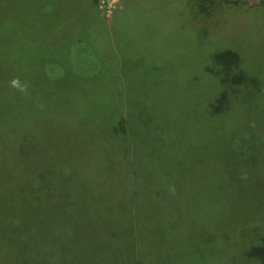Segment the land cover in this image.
Returning <instances> with one entry per match:
<instances>
[{"label":"trees","instance_id":"obj_1","mask_svg":"<svg viewBox=\"0 0 264 264\" xmlns=\"http://www.w3.org/2000/svg\"><path fill=\"white\" fill-rule=\"evenodd\" d=\"M79 1L103 19L98 31L101 46L108 47L110 55L116 53V41L130 37L138 22L147 18L145 30L152 31L148 34L151 42L144 33L146 39L142 47L148 50L149 47H155L157 40L154 31L158 27L155 25L160 22L176 24L179 17L180 30L177 36L180 44L185 42L188 45L191 56L188 70L193 75L187 78L188 84H194L202 76L210 81V86L196 91L193 101H186V112L182 119L175 122L151 105L158 96H147L139 104L136 94L144 84L136 83L132 93L123 90L120 76L125 71L124 67H128L123 62L117 66L111 60H105L103 75L99 77L96 74H83L76 59L75 63L66 62L65 66L51 64L56 72L60 69L72 72L75 78L89 84L91 88L112 94L114 102L111 109L105 106L99 119L90 117L86 121L79 120L77 126L68 129H52L40 136L20 138L17 147L20 161L18 169L22 174L31 176L30 182L22 180L16 183L20 192V209L15 214V220L22 222L19 235L24 237L15 243L6 241L0 247V264H264V143L258 146L264 135L258 138L254 136L252 119L249 125L245 122L244 126H224L231 103L220 92L221 71L212 65L215 63L207 59V55L200 59L201 52L192 59L194 53L191 48L200 51L196 46L198 41L211 34L212 28L224 20L225 6L235 9L258 7L264 10V0H176L175 3L170 0L167 4L163 0H121L123 6L106 19L98 13L96 0ZM177 1L181 3L178 12L169 9L159 16L158 12L155 14L152 11L154 7L160 6L159 3L172 7ZM63 2H46L47 7H53L47 8L44 19V13L38 16L41 22L38 26L43 29L40 32L42 39L39 37L38 42L44 40L43 36H53V31L50 33L46 26L53 16L55 18L56 9ZM126 4L137 17H125L123 10ZM117 11L121 12L117 14ZM143 11L144 16H141ZM91 13H88L89 17ZM135 18L139 19L134 21ZM68 21V16L58 20L64 23ZM77 41L84 42L82 38H76ZM124 41L118 40L117 44L121 45ZM166 45H169L167 41ZM61 48L68 61L71 48L66 41L61 44ZM214 87L215 92L212 91ZM137 131L140 139L134 141L130 136ZM178 134L187 138V142H190L187 145L198 144L202 148L209 143L226 140L228 144L220 149L224 156L220 164L222 169L216 176L225 175L228 184L233 182L238 187L235 191H228L223 189L221 179L210 184L204 181L207 189L199 194L195 192L190 195L191 198L187 197L186 204H181L177 192L170 194L156 188L151 191L152 208L140 215L133 207L140 192L129 184L141 168L150 172L142 161V151L158 149L162 153L161 164L165 175H181L182 169L192 161L193 156L187 145L178 142ZM138 142L159 145L140 146L136 144ZM106 144H114L115 153L113 148V152L103 149L105 153H110L112 161L109 165L101 166L94 160V154L98 146L102 148ZM35 153L38 156H34ZM127 153L138 156L140 165L132 160V156L126 157ZM167 167L169 170L165 169ZM13 168L12 165L10 170ZM18 169L13 176L18 177ZM195 176L201 178L203 174L196 173ZM71 187L86 189L87 193L79 194L98 190L109 193L107 197L117 199L118 206L104 214L105 219L100 223L93 224L83 218L68 238L59 227L53 230L45 228L42 220L45 216H53L61 211L57 201L66 202V192L70 193ZM178 189L184 188L179 185ZM174 196L179 200L171 201ZM75 198L82 196L76 195ZM75 204L80 205L79 202ZM162 207L174 209H169L164 220L157 214ZM31 209L40 215L32 218ZM180 210L185 213L183 217ZM85 211L88 212V207ZM80 234L88 238L78 241ZM99 236L102 240H95ZM26 248L31 252L28 256L25 254ZM77 248L81 249L82 255H77Z\"/></svg>","mask_w":264,"mask_h":264},{"label":"rangeland","instance_id":"obj_2","mask_svg":"<svg viewBox=\"0 0 264 264\" xmlns=\"http://www.w3.org/2000/svg\"><path fill=\"white\" fill-rule=\"evenodd\" d=\"M49 1L0 0V247L4 246L6 241L15 243L24 237L19 235V225H22V222L15 220V214L19 213L20 209V192L16 183L22 180L30 182L31 176L22 174L18 169L20 161L17 147L20 138L40 136L52 129L64 127L68 129L77 126L79 120L86 121L90 117L99 119L105 106L108 105L111 109L114 102L112 94L101 93L91 88L89 84L75 78L72 72L62 69L56 72L54 65L58 63L65 66L66 62L72 64L76 59L83 74L87 76L96 74L99 77L103 75L102 65L106 63L105 60H111L112 64L117 66L123 62L124 66H128L124 67L125 71L120 76L124 85L123 90L131 92L136 83L144 84L145 86L138 89L136 94L139 104L147 96H158L159 98L151 105L162 110L175 122L182 119L183 113L186 112V101H193L196 91L201 88L205 90L210 86V81H206L202 76L196 79L194 84L190 86L188 84L187 78L193 75L188 70L191 56L188 45L185 42L180 44L179 35L177 36L180 30L179 17L176 24L160 22L155 25L158 27L154 31L157 40L155 47H149L148 50L142 47L143 40L146 39L144 33L148 35L152 31L145 30L147 18L138 22L132 29L130 37L118 39L125 40L121 45L117 44L118 40L116 41V53L110 55L108 47L101 46L98 31L101 29L103 19L98 18L90 8L84 7L79 0H62L64 2L56 9L55 18L53 16L46 26L50 33L53 31V36L48 38L43 36L44 40L38 42L39 37L42 39L40 32L43 30L40 28L42 26H38L41 24L38 16L44 13V19L45 13L48 12L47 8L53 7L46 6V2ZM163 1L165 4L170 3V0ZM175 1L173 0V3ZM95 2L98 13L106 19L108 16H105V6L100 0ZM159 4L160 6L154 7L152 11L162 16L169 9L178 12L181 3L177 1L172 7ZM122 6L120 3L119 7L118 2L109 15ZM120 12L117 11V14ZM88 13L92 14L91 17ZM123 13L125 17H137L128 4ZM143 13L144 11L141 16H144ZM224 13V20L212 28L211 34L208 31L209 35L198 41L196 46L200 51L190 46L194 53L192 59L198 57L201 52L200 59L207 55V59L215 63L212 65L221 71L220 92L224 98L228 97L231 103L230 113L224 119V126L231 128L244 126L245 122L249 125L252 119L251 128H254L253 134L258 138L261 134L264 135V10L258 7L235 9L225 6ZM67 16L68 22H58ZM137 19L139 18H135L134 21ZM38 34L40 35L34 39L33 37ZM76 38H82L84 42H76ZM148 38L151 42L150 35ZM65 41L71 48L69 51L71 58H68V61L61 51V44H65ZM166 41L169 45H166ZM13 77H20L22 81L30 84V95H22L9 87V81ZM212 91L215 92L216 88ZM190 126L194 128L193 124ZM130 138L138 141L139 132L131 134ZM177 140L183 146L190 143L182 134H178ZM262 143L264 136L260 138L258 146ZM136 144L159 145L142 142ZM224 144L228 142L216 141L204 148L198 144L187 145L193 159L182 169L183 174L172 176L165 175L162 169L164 167L161 164V151L155 148L143 150L142 161L150 172L141 168L131 178L129 186L140 192L133 203L134 210L140 215L150 210L151 191L156 188L169 193V187L174 186L175 192L181 197V204H186L187 197L191 198L190 195L195 192L199 194L207 189L204 187V181L210 184L221 179L223 189L235 191L238 187L236 183L228 184L225 175L216 176L222 169L220 164L224 156L220 149ZM112 148L115 153L114 144H106L102 148L98 146L94 160L101 166L109 165L112 159L110 153L105 152H113ZM103 149L107 150L104 152ZM34 156H38L37 153ZM131 156L129 153L126 154L128 158ZM132 160L140 165L138 156H132ZM12 165L14 168L10 170ZM17 169L18 177L13 176ZM165 169L169 170L168 167ZM196 173L203 174V177L196 178ZM179 185L184 189H178ZM84 190L69 188L70 193L66 192L67 201L59 200L60 198L57 201L61 211L53 216H45L42 220L44 227L48 230L59 227L65 232V236L70 238L83 218L93 224L100 223L105 219L104 214L118 206L117 199L107 197L109 193L98 190L79 194L86 192V189ZM76 195H81L82 198L77 199ZM178 200L179 198L175 196L171 199ZM76 202L80 205L77 206ZM87 207L88 212L85 211ZM169 209L173 208L158 209L157 214L161 220L167 218ZM92 211L93 213H90ZM29 212L32 218L40 215L34 209ZM180 212L183 217L185 213L182 210ZM87 238L85 234H80L77 240ZM95 240H102L101 236ZM25 250L26 256L31 254L27 248ZM76 253L82 255L81 249L77 248ZM26 260L28 263V259Z\"/></svg>","mask_w":264,"mask_h":264},{"label":"clouds","instance_id":"obj_3","mask_svg":"<svg viewBox=\"0 0 264 264\" xmlns=\"http://www.w3.org/2000/svg\"><path fill=\"white\" fill-rule=\"evenodd\" d=\"M9 87L13 88L16 92L22 95H30V84L27 81H22L20 77H13L9 81ZM170 194H175V187H169Z\"/></svg>","mask_w":264,"mask_h":264},{"label":"built area","instance_id":"obj_4","mask_svg":"<svg viewBox=\"0 0 264 264\" xmlns=\"http://www.w3.org/2000/svg\"><path fill=\"white\" fill-rule=\"evenodd\" d=\"M97 1V0H96ZM120 1L121 0H100V2L105 6L106 8V13L105 16H109V13L112 12L114 10V8L116 7V5L119 2V7H120ZM117 7V8H119Z\"/></svg>","mask_w":264,"mask_h":264}]
</instances>
